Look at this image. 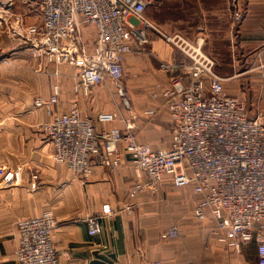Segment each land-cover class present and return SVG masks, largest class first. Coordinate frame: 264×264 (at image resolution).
<instances>
[{"label":"crops","instance_id":"crops-1","mask_svg":"<svg viewBox=\"0 0 264 264\" xmlns=\"http://www.w3.org/2000/svg\"><path fill=\"white\" fill-rule=\"evenodd\" d=\"M155 2L156 7L145 11L149 22L167 36L178 35L187 44L198 46L213 62L215 74L223 79L224 92L245 102L248 118L264 115V0H240L244 19L237 26L233 24L230 0ZM33 18L34 25L39 24L38 16ZM125 31L127 44L137 50L130 30ZM144 31L149 40L145 51L125 57L124 72H131L132 78L127 82L124 109L109 102L105 85L92 88L87 98L74 95L72 84L77 71L68 66L59 67V78L40 75L31 79L26 74L20 84L11 74L10 91L0 89V99L6 105L0 110L5 117V128L0 129V264H16L17 223L45 212L51 213L56 222L51 239L58 264L256 262L255 243L236 252L218 241L216 221L210 215L204 221L194 218L201 196L191 187L175 188L166 177L158 193L145 191L131 199L129 192L136 177L125 154L114 171L92 158L86 180L52 159V146L42 131L50 118L44 110L34 108L33 101L48 98L54 83L60 87V112L75 102L84 118L94 120L100 112L116 116L112 124L95 125L97 131L123 128V121L130 118L140 144L155 151L170 146L171 122L160 93L172 76L183 74L180 66L187 65L189 59L151 28L144 27ZM81 37L90 49L94 28L82 27ZM160 62L173 68L164 72ZM24 65L36 67L27 62ZM46 67L47 73L54 72L52 64ZM97 216L100 229L91 236L88 220ZM172 227L179 231L177 237L168 236Z\"/></svg>","mask_w":264,"mask_h":264},{"label":"built area","instance_id":"built-area-1","mask_svg":"<svg viewBox=\"0 0 264 264\" xmlns=\"http://www.w3.org/2000/svg\"><path fill=\"white\" fill-rule=\"evenodd\" d=\"M156 3L28 0V7L39 18V24L28 29L23 16L9 15L16 28L25 33V38L20 36L32 53L54 66V72L46 75L61 77V66L75 69L72 92L85 98L92 88L109 80L119 84L125 57L143 53L149 44L144 27L151 28L189 59L187 65L180 66L183 74L172 76L160 93L168 110L172 136L170 146L157 151L137 141L130 118L123 121V128L97 131L95 125L112 124L116 116L100 112L94 120L84 118L75 102L60 112V87L54 83L48 98L37 97L33 101V107L44 110L50 118L42 131L52 146V159L86 180L92 158L114 171L119 167L120 156L125 154L136 177L129 198L145 191L158 193L166 177L175 188L191 187L201 196L194 218L204 221L210 215L216 221L218 241L236 252L255 243L257 260L253 264H264V115L248 118L245 102L224 92L223 79L215 74L213 62L198 46L187 44L178 35L167 36L149 22L145 11ZM230 9L234 26L240 25L244 19L240 0H230ZM87 26L95 30L90 49L81 37V28ZM125 29L135 38L137 50L127 44ZM159 68L168 72L173 66L160 62ZM55 225L49 212L20 220L16 225V264H58L51 239ZM88 227L89 235H95L100 229L99 217L89 219ZM178 235L175 227L168 232L170 237Z\"/></svg>","mask_w":264,"mask_h":264},{"label":"rangeland","instance_id":"rangeland-1","mask_svg":"<svg viewBox=\"0 0 264 264\" xmlns=\"http://www.w3.org/2000/svg\"><path fill=\"white\" fill-rule=\"evenodd\" d=\"M9 1L12 3L11 6H9ZM28 5V0H0V89L4 88L5 93L10 91L11 79L9 76L11 74L15 77V83L20 84L21 77L23 78L26 74H30L31 79H33L40 77V75H46L48 72L46 65L49 64H45L44 60H39L40 58L32 53L30 45L20 36L23 35L25 38V33L16 28L12 17H9L11 13L23 16L25 29L30 28L36 23L33 18H36V14L30 10ZM6 10H10V12L7 14ZM174 22L172 23L174 24ZM25 62L35 65V69L24 65ZM130 78H132L131 72L125 71L119 84L113 82L105 84V88L109 92V102L115 108L118 106L124 109V102L128 101L125 95L127 93V82L131 80ZM3 104L0 99V110L6 108V105ZM0 122V129L3 130L5 128V117H2L1 113Z\"/></svg>","mask_w":264,"mask_h":264}]
</instances>
